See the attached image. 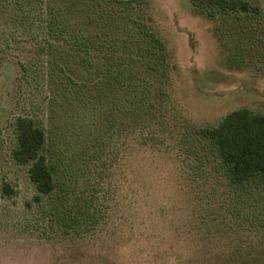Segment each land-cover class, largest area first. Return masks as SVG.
I'll return each mask as SVG.
<instances>
[{"label": "rangeland", "instance_id": "1", "mask_svg": "<svg viewBox=\"0 0 264 264\" xmlns=\"http://www.w3.org/2000/svg\"><path fill=\"white\" fill-rule=\"evenodd\" d=\"M90 1L60 0L67 34H86ZM49 4L0 0V264H264V182L231 183L217 150L191 133L235 109L264 114V0H149L170 65L168 143L133 150L128 124L134 112L147 116L155 83L140 78L129 92L99 87L88 97L76 87L52 89ZM120 13L110 43L119 32L126 44L118 53L139 60L143 41ZM134 66L144 69L140 60ZM18 118L45 132L51 194L31 179L33 162L15 157ZM132 170L162 207H144L133 226ZM91 194L97 223L80 218Z\"/></svg>", "mask_w": 264, "mask_h": 264}, {"label": "trees", "instance_id": "2", "mask_svg": "<svg viewBox=\"0 0 264 264\" xmlns=\"http://www.w3.org/2000/svg\"><path fill=\"white\" fill-rule=\"evenodd\" d=\"M78 1L75 0L72 5L75 4L76 7ZM49 3V15L44 22V50L48 59L47 72L51 88L61 84L69 91L76 87L79 88L78 94L83 91L87 97L99 87L103 93L111 90L123 94L137 89L140 78H152L150 82L155 85L147 90V116L138 118L134 112L128 124L130 135L127 144L132 150L140 147L156 149L167 145L164 133L168 134L169 128L163 125L167 120L166 104L170 102V65L165 44L152 29L149 0H91L85 7L86 34L79 37L67 34L64 6L60 4V0H49ZM222 3L223 7L231 9H235L238 4L236 1ZM119 12L126 13L125 17L135 28L134 34L143 41V45L139 46L141 51L138 55L144 66V76L134 66L139 61L136 56L126 54L124 50V54L118 53V48H124L126 44L125 38L116 36L119 32L114 37V45L110 43L113 32L118 31V19L122 17ZM149 121H155L159 127H147ZM17 127L16 159L23 163L32 161L31 179L36 183L39 192L51 194L55 190L53 171L46 157L41 155L46 140L44 130L26 118H18ZM192 130L191 133L209 141L217 150L231 183L239 185L257 177L264 182V114L248 108L235 109L221 117L214 126H199ZM131 172L129 207L130 224L133 226L138 223L134 218L141 209L146 206L151 208L152 205L160 208L161 205L146 197L144 182L139 178V172ZM93 204L92 194L88 199H84L83 209L79 211L81 220L85 221L90 217L92 221H96V209Z\"/></svg>", "mask_w": 264, "mask_h": 264}]
</instances>
